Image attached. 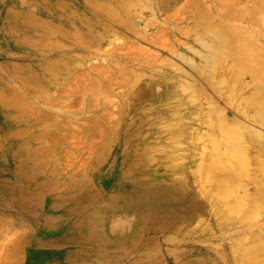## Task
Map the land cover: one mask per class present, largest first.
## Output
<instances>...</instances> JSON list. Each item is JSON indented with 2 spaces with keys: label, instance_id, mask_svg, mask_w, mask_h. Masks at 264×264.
Segmentation results:
<instances>
[{
  "label": "rangeland",
  "instance_id": "1",
  "mask_svg": "<svg viewBox=\"0 0 264 264\" xmlns=\"http://www.w3.org/2000/svg\"><path fill=\"white\" fill-rule=\"evenodd\" d=\"M102 2L0 0V264H27V238L65 232V226L50 231L51 227L43 225L44 218L59 212L52 209L54 205L66 211L81 209L97 246L93 264H103L100 255L109 248V264H244L232 240L259 232L264 209L253 217L226 218L215 202L212 195L220 188L216 178L222 176L211 171L205 160L208 150H202L203 142L194 138L195 130L204 127L206 96L199 94L184 106L188 119L163 118L165 112L170 113L163 97L147 106L141 99L133 101V93L145 85L149 74L132 72L133 67L125 63L151 51L162 62L176 61L167 49L196 45L190 20L197 22L206 13V0L169 1L171 5L163 11L153 5L155 17L144 10L142 24L125 18L129 27L125 30L120 24L100 21L96 5ZM247 3L257 29L259 2L233 1V5ZM87 18L99 20L97 26L92 25L103 34L99 49L89 51L53 35L56 29L68 31L78 22L86 24ZM152 28L161 33L156 39L164 49L146 42L143 32L152 34ZM120 52L130 53L128 60ZM161 72L152 76L168 74ZM118 73L135 75L122 86ZM196 79L216 97L205 76ZM205 171L214 177L204 183ZM255 176L252 169L242 176L245 189L237 188L234 194L261 192L264 187L261 181H252ZM245 220L254 225L250 231L243 226ZM105 240L109 244H103Z\"/></svg>",
  "mask_w": 264,
  "mask_h": 264
},
{
  "label": "bare ground",
  "instance_id": "2",
  "mask_svg": "<svg viewBox=\"0 0 264 264\" xmlns=\"http://www.w3.org/2000/svg\"><path fill=\"white\" fill-rule=\"evenodd\" d=\"M169 1H172V3H174L175 0H105V2L99 3L96 6L98 7L97 10L100 12L98 13L100 21L104 20L107 22H112V24H120L125 30L129 28L127 26L126 19L132 21L135 20L138 23H141L144 21L143 18L144 10L150 11L151 16L155 17V13H154L155 9L153 8V5H156L157 11L160 10L163 11L165 8H168L171 5V2ZM233 1L235 2V0ZM233 1L227 0L226 2L225 1L223 2V0H206L207 2L206 13L204 14L201 13L200 16H198L199 20H197V22L191 21L192 18L190 20V23L193 27V32H191L193 33V35L191 34L192 35L191 38L193 39L192 41L196 45L185 44L181 49L179 48L177 50L175 48L167 49L170 56L176 59V61L167 60L162 62L159 55L154 56L152 53L153 51L148 52V50H147L148 53L145 52L147 53L146 55L141 56V58L138 57L139 59L138 60L136 59L137 61L135 60V62L132 60H128L130 53L129 54H124V52L122 53L120 52V53L121 56L125 57V60L126 59L128 60L125 61V63L133 67L132 72L135 69V70H140L142 72L146 71L149 74V77H147L148 78L147 81H145V85L143 84L141 86V89L144 90V93L142 92L141 89L133 93L132 95L133 101H137V99H141L140 103H144V105L149 103L157 104L162 100L163 97L162 101H166L167 106L170 105L168 106V108L166 107L167 109L170 108V113L165 112L163 115H161L163 116V118L165 117L167 119V117L169 116L170 117L169 119L171 120L180 119L184 121L188 119L187 117L188 115H186L185 117V111L183 109L184 106L187 107L190 104L188 103L189 100L190 101L192 99L194 100V98L196 96H199V94H203L204 96H206L205 98L206 108L203 107L204 110L202 112L203 114L201 117L203 121L202 125H204V127L195 130L194 138L196 140L203 142L202 150L206 149V152L208 150L205 156V160L209 163L211 171L214 170L216 171V173H220L222 176V178L219 177L220 179L216 178L217 183H215V180L213 181V179L211 178L212 179L211 181L214 182L216 185L219 184L218 186L220 187L219 190L214 188L218 192L214 193L212 196L215 202L219 203L220 208L226 218L228 216L232 217L233 215L235 216L240 215L243 218H245L250 216L253 217L258 212H260L262 208L264 209V188L261 190V192L259 191L256 193L251 191H247V192L244 191L243 194H234V191L237 188L245 189V187H243L244 182H242V176H244L247 173H250L251 169L255 170V174H256L255 178L252 181H261L262 182L261 185L264 187V83L262 82V80L264 79V0H257L259 2V6L257 7L258 10L256 16L260 18V22L257 25L258 26L257 29H255L256 24L254 23V15L252 14V10L250 8L251 6H249L248 3L242 5H236L237 4L236 3L233 5ZM190 4L191 3H189V5ZM154 17H151L149 19L151 20L155 19ZM97 20L96 19L92 20L87 18L85 22L87 25L82 22H78V24H75L76 26L72 25V27H69L68 31H60V29L54 30L53 35H55V38L56 35H60L62 41L65 40L64 42L67 41L69 42L70 45H78V44H81L82 46L84 45L85 49L89 51L93 47L99 49L103 39V34L102 32L96 31L95 27H92V25L97 26ZM123 20L124 22H126L125 24H122ZM103 24L104 23H101L99 24V26ZM136 25L134 24V26ZM153 29L154 28L150 29L152 30V34H148V35H146V33L149 32L144 30L143 33H145L144 38L146 42L157 48L162 47V49H164L161 43L159 42L160 40L156 39L157 35L161 33H159V30L154 31ZM137 35H139V33H137ZM189 36L190 35H188V37ZM116 39L119 38L116 37ZM56 41L59 42L57 39ZM104 42L105 41H103V44ZM65 44L67 43H64V45ZM136 53H138V51H136ZM155 53L156 52H154V54ZM160 71L168 74L162 77L152 76L153 73ZM130 75L133 76L135 74L129 73V75H125V77L121 74V78H119V80L117 79L118 85L123 86L125 82L127 83L128 81L127 78H130ZM197 75L198 77L201 76L206 77L208 82L211 83L209 86L210 90L213 91L216 97H213L212 95L204 91L200 82L198 81V79H196ZM103 78H105V76ZM109 78H107L108 82H110ZM139 78L141 77L139 76ZM24 83L26 84V82ZM98 83L100 82L98 81ZM241 95L243 97H241ZM94 97L95 96L91 95L92 99ZM218 102H221L223 106L220 105V103L218 104ZM103 104L105 105L107 103H103ZM164 110L166 109L164 108ZM169 126L173 127L174 124H170ZM173 144H175V142H173ZM168 159H170V156L168 157ZM170 162L172 163V161ZM204 174L206 178L204 180V183L207 180H209L208 178L210 176L214 177V175L213 174L211 175L210 173L206 175V171L204 172ZM171 178H173V176ZM258 193L259 195L257 196ZM228 198H232L233 202L226 203L225 199ZM72 209L73 208H71V210ZM68 220L69 219H67V221ZM244 222H246L243 225L245 230L247 227L248 230L250 231L254 225L252 226L250 222H247V220H245ZM239 230L240 229H238L237 232H239ZM258 231L259 232L254 231L255 233L250 232L247 235L241 237L238 235L239 237H237L235 240H232V247L234 248L236 253L239 254L238 256L241 258L240 260L244 264H264V226L258 229ZM107 242L105 243L109 244Z\"/></svg>",
  "mask_w": 264,
  "mask_h": 264
},
{
  "label": "crops",
  "instance_id": "3",
  "mask_svg": "<svg viewBox=\"0 0 264 264\" xmlns=\"http://www.w3.org/2000/svg\"><path fill=\"white\" fill-rule=\"evenodd\" d=\"M55 207V205L52 206V209L56 211L58 208ZM62 208L63 206H60L59 210H57L59 212H54L53 215L44 218L43 225L44 227H51L52 229L50 231L59 230L61 227L65 226V232L56 235L55 237L44 234L34 238H27L25 247L27 252L24 255L27 264H93L92 255H94L97 246L92 238L90 225L84 222L82 213L77 207H71L74 210H71L70 208V211L68 210V212L65 208ZM64 212L69 214L70 217H67L66 215L63 217ZM71 216L75 217L74 219L76 220H71ZM67 219L69 220L67 221ZM85 230L87 231V234H83ZM102 242L105 243L106 241ZM74 245H79V247L84 246V248H79V250L73 249L72 246ZM103 251L104 253L100 255L99 261L103 264H108V261L105 263V258L109 260L111 255L109 250ZM96 260V262H98V259ZM14 264L19 263L14 261Z\"/></svg>",
  "mask_w": 264,
  "mask_h": 264
}]
</instances>
